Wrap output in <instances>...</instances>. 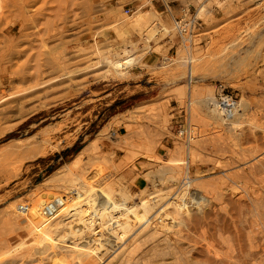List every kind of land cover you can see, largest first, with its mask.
I'll use <instances>...</instances> for the list:
<instances>
[{"label":"rangeland","instance_id":"374dc122","mask_svg":"<svg viewBox=\"0 0 264 264\" xmlns=\"http://www.w3.org/2000/svg\"><path fill=\"white\" fill-rule=\"evenodd\" d=\"M21 1L0 22V264H264V0L171 3L200 10L187 50L158 0ZM14 23L28 39L10 45ZM218 87L239 101L229 120ZM73 192L78 218L73 196L40 228L8 217Z\"/></svg>","mask_w":264,"mask_h":264},{"label":"built area","instance_id":"2783aa9c","mask_svg":"<svg viewBox=\"0 0 264 264\" xmlns=\"http://www.w3.org/2000/svg\"><path fill=\"white\" fill-rule=\"evenodd\" d=\"M163 5L162 13H166L171 21L172 28L178 39V46L187 50L193 46V37L196 32L201 28V19L198 17L200 10H192L191 5L188 3H178L176 9H172L170 4L177 0H158ZM127 9L125 13L127 14ZM186 81L191 85L193 76L191 62L188 60L186 69ZM214 103L222 113L223 117L232 118L239 110V101L232 94L225 92L222 87H218L214 94ZM178 136L185 139L186 146L191 139L190 131L188 129L181 130L177 133ZM74 193V192H73ZM73 193L63 196H52L44 199L41 203H32L24 201L16 205V213L24 217L35 227L40 228L47 223V220L55 217L59 210L63 207L66 198L73 196Z\"/></svg>","mask_w":264,"mask_h":264},{"label":"bare ground","instance_id":"6f19581e","mask_svg":"<svg viewBox=\"0 0 264 264\" xmlns=\"http://www.w3.org/2000/svg\"><path fill=\"white\" fill-rule=\"evenodd\" d=\"M19 1V0H18ZM16 2H17V0H0V22L2 23V21L1 20H4V17H5V14H6V12H7V10L8 11H11V7L10 6H14V5H16L17 6V8L19 7V5L21 6L22 4H24V3H22V4H19V5H17L19 2H17V4H16ZM21 2H24V0H22ZM26 4V3H25ZM24 4V5H25ZM26 6V5H25ZM25 6H21V7H19L20 8V10H21V8L23 9ZM10 7V8H9ZM15 8V7H14ZM10 9V10H9ZM16 9V8H15ZM10 13H12V12H8L7 14H10ZM7 16V15H6ZM24 16V15H23ZM19 18V17H18ZM21 18V17H20ZM7 18H5V20H6ZM23 21H24V18L22 19ZM28 20V19H27ZM32 20V22H34L33 21V18L31 19ZM17 22H18V20H17ZM26 22V21H25ZM28 22H31V21H28ZM31 22V23H32ZM136 22H138V20L136 21ZM21 23V22H20ZM19 23V24H20ZM35 23V22H34ZM34 23H33V25H34ZM36 23H37V21H36ZM36 23H35V25H36ZM22 24V23H21ZM19 26V25H18ZM24 26H26V25H24ZM24 27L21 25L20 26V28L19 27H17V25L14 23V24H11V25H7V27H5L4 29H2L1 30V34H3L4 35V37H5V41H6V43L7 44H10V45H12V44H14V43H20V42H22V41H25V40H27L28 39V36H27V34H25L24 33ZM46 30V29H45ZM44 30V31H45ZM50 30V29H49ZM52 30V29H51ZM51 32V31H50ZM50 32L49 33H44V34H50ZM48 36V35H47ZM44 37V36H43ZM45 38V37H44ZM48 38H49V36H48ZM127 52H122V53H120V55H124V54H126ZM121 57V56H120ZM120 57H118V58H120ZM60 62V61H59ZM57 63V62H56ZM63 63V62H62ZM54 64H55V62H54ZM58 66H59V64H57ZM65 65V64H64ZM115 65V64H114ZM113 64H112V66H114ZM60 66H62L61 65V63H60ZM118 66V65H117ZM45 67H47V66H45ZM53 67H55V66H53ZM65 67V66H64ZM120 68H121V66H119ZM58 69L60 68V67H57ZM63 69V68H62ZM65 69V68H64ZM63 69V70H64ZM57 69L55 68V70L54 71H56ZM58 71H60V70H58ZM33 79H35V78H33ZM23 81H25V80H23ZM26 82V81H25ZM183 130V129H182ZM181 131V130H180ZM178 136V135H177ZM183 139V138H182ZM184 140V139H183ZM185 144V143H184ZM187 164V163H186ZM187 168H188V164H187ZM186 173H187V170H185V172H184V177L181 179V180H179V186L180 187H189L190 186V183H191V178L188 176V175H186ZM83 191V190H82ZM77 192H79V191H77ZM84 192V191H83ZM88 192V191H87ZM88 193H90V192H88ZM88 195V194H87ZM71 198V197H70ZM69 198V199H70ZM88 198V200H89V197H87ZM87 198H86V200H87ZM104 198V197H103ZM73 201L71 202V204H72V209H73V214H71V216L73 217H77L78 218V216H79V214L81 213V215H82V212H83V206H85V204L86 205H88L87 203H84V199H83V197L80 195V193L79 194H77V193H73ZM105 199V198H104ZM108 199V198H107ZM156 199V198H155ZM68 200V199H67ZM106 200V199H105ZM112 200V199H111ZM127 200V199H126ZM129 200V199H128ZM85 202H87V201H85ZM147 202V201H146ZM182 202H185V203H180V204H178L177 202H175L174 204L177 206V207H179V208H185V209H187V207H188V204H190V202L189 203H187L185 200H183ZM90 205V204H89ZM119 205L121 206V202H119V204L117 205V203H114V202H108V204L107 203H105L104 201L102 202V204L100 205V206H102V207H104L108 212H109V214H114L115 212H117L118 210L117 209H119L120 207H119ZM71 206V205H70ZM128 207L129 209H130V207H131V204H129V203H127L126 205L123 203V205L121 206V207ZM185 206V207H184ZM95 207V206H94ZM85 211V210H84ZM118 213V212H117ZM89 219H87L86 221H84V219L83 220H81V218H80V224L82 225V226H84V228H86L87 229V226H86V223L87 224H95V226H100V227H102V229H98L94 234H92V238L93 239H91V238H86V241H85V247L84 248H87L86 250H88V249H92V251L94 250L95 252H96V254H99L100 252H102V245H101V243H106L107 242V237H105V235L103 234V230L106 228L105 227V223H101L98 219H96V217H95V215H97V208H93V205H92V207L90 206L89 207ZM80 215V216H81ZM19 216L20 215H11V216H9L8 215V217L9 218H11V221L13 220V223L14 222H16L15 224H17V222L18 221H20L18 218H19ZM9 218H7L8 220H10ZM23 219V218H22ZM144 219V218H143ZM11 221H9V222H11ZM8 222V223H9ZM115 222H119L120 223V220H119V217H117V219L116 220H114L113 222H112V224L111 225H113V226H117L119 223H115ZM148 222H150V220L148 219V218H145L144 219V221H143V223H148ZM157 222H158V224H160L161 223V220L160 219H158L157 220ZM12 222H11V224H13ZM7 224V223H6ZM92 225V226H93ZM104 225V226H103ZM5 227V226H4ZM14 227V226H13ZM7 228H8V224H7ZM7 228H5V229H7ZM107 229V228H106ZM14 230V229H13ZM9 234H10V232H9ZM126 235V234H125ZM124 234H120V235H118V237L117 238H113V240L112 241H110L109 240V242L110 243H113L112 245H110L111 247H113V248H115L116 247V249H118V248H120L119 246H120V243L122 244V242H123V238H124V236H125ZM107 238V239H106ZM5 242V241H4ZM3 242V243H4ZM96 243H98L99 245V247L97 246V244ZM94 244H96V248H94L93 246H94ZM6 245V244H5ZM4 246V245H3ZM83 248V247H82ZM81 249V248H80ZM29 251V250H28ZM90 252V250L88 251V253ZM30 253L32 254V251H30ZM87 253V251L85 252V254ZM87 253V254H88ZM24 254V253H23ZM86 254V255H87ZM95 254V253H94ZM85 255V256H86ZM90 256H91V254H90ZM18 257H19V255H18ZM33 257V256H32ZM90 259H91V257H89ZM21 259V258H20ZM28 259V258H27ZM88 259V258H87Z\"/></svg>","mask_w":264,"mask_h":264}]
</instances>
